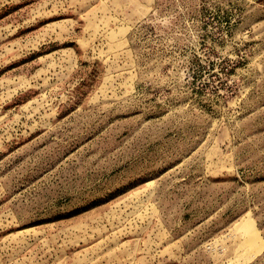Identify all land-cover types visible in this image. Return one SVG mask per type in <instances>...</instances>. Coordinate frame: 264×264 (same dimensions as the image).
Listing matches in <instances>:
<instances>
[{
    "label": "rangeland",
    "instance_id": "374dc122",
    "mask_svg": "<svg viewBox=\"0 0 264 264\" xmlns=\"http://www.w3.org/2000/svg\"><path fill=\"white\" fill-rule=\"evenodd\" d=\"M0 264H264V0H0Z\"/></svg>",
    "mask_w": 264,
    "mask_h": 264
}]
</instances>
